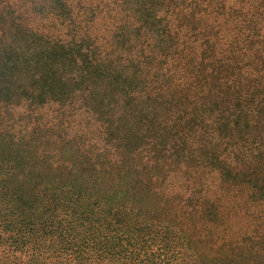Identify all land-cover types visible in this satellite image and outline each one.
<instances>
[{
	"label": "rangeland",
	"instance_id": "obj_1",
	"mask_svg": "<svg viewBox=\"0 0 264 264\" xmlns=\"http://www.w3.org/2000/svg\"><path fill=\"white\" fill-rule=\"evenodd\" d=\"M34 1L41 42L73 55L0 94V264H264V100L185 120L148 91L168 21L207 0H117L108 28L77 13L91 0Z\"/></svg>",
	"mask_w": 264,
	"mask_h": 264
},
{
	"label": "trees",
	"instance_id": "obj_2",
	"mask_svg": "<svg viewBox=\"0 0 264 264\" xmlns=\"http://www.w3.org/2000/svg\"><path fill=\"white\" fill-rule=\"evenodd\" d=\"M5 2L0 21H14L17 30L9 35L0 32V94L10 92L13 85L38 93L37 84L46 87L52 75L61 78L68 71L59 58L72 57L73 47L55 43L50 48L41 42L51 43L53 37L38 29L36 19L40 17L33 16L34 0ZM115 3L117 0H91L77 5L76 10L84 18L93 17L91 25L105 19L108 28L109 10ZM181 17L167 23L173 58L157 67V63L151 64L153 72L163 69V74L148 91L155 90V95L160 94L184 119V112L190 119L207 99L221 108L238 107L241 111L253 109L252 102L260 98L264 100V0H207L199 11L188 13V21ZM83 21L89 24L87 19ZM3 40H11L13 49H3ZM84 66L91 68L90 64Z\"/></svg>",
	"mask_w": 264,
	"mask_h": 264
}]
</instances>
